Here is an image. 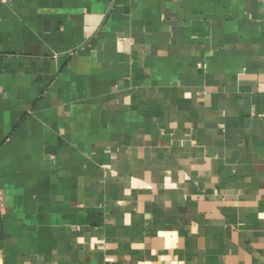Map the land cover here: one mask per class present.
Masks as SVG:
<instances>
[{
  "label": "crops",
  "instance_id": "1",
  "mask_svg": "<svg viewBox=\"0 0 264 264\" xmlns=\"http://www.w3.org/2000/svg\"><path fill=\"white\" fill-rule=\"evenodd\" d=\"M0 264H264V0L0 3Z\"/></svg>",
  "mask_w": 264,
  "mask_h": 264
},
{
  "label": "built area",
  "instance_id": "2",
  "mask_svg": "<svg viewBox=\"0 0 264 264\" xmlns=\"http://www.w3.org/2000/svg\"><path fill=\"white\" fill-rule=\"evenodd\" d=\"M6 0H0V3L5 2Z\"/></svg>",
  "mask_w": 264,
  "mask_h": 264
}]
</instances>
